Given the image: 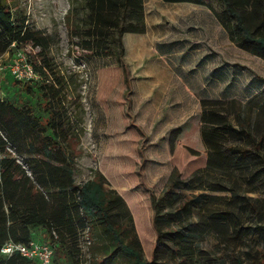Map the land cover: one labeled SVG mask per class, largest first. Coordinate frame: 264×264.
<instances>
[{"label": "trees", "instance_id": "obj_1", "mask_svg": "<svg viewBox=\"0 0 264 264\" xmlns=\"http://www.w3.org/2000/svg\"><path fill=\"white\" fill-rule=\"evenodd\" d=\"M90 3L92 25L86 30L89 37L85 38V48L117 58L114 68H101L99 94H108L122 79L117 102L127 128L132 130L130 143L135 149V160L143 164L146 133L132 111L133 76L124 59L122 41L126 32L144 31L142 0ZM223 3L225 16L217 17L230 42L264 60V0ZM0 29L7 44L38 45L45 39L40 32L31 30L24 17L15 18L6 0H0ZM108 34L112 35L107 37ZM30 63L39 77L40 108L26 100L15 102L0 97V264H38L17 250L7 255L1 251L7 242L28 245L30 229L34 227L47 230L53 251L55 248L67 264H80L76 241L79 229L86 227L103 254L97 257V249L92 251L90 264H116L119 251L133 257L135 264H166L176 259L185 264L195 252L190 246L184 247V237L203 234L209 225L202 215L198 221L188 219L191 205L204 209V199H211L204 191L232 192L226 207L209 215L227 229L236 208L247 205L256 210L239 191L243 184L264 178V87L244 102L224 98L221 91L214 97L200 91L194 112L164 131L171 171L163 194L156 196L148 188L155 240L150 259L143 261L129 242L136 239L131 234L133 217L127 218L129 227L113 219L122 203L117 191L105 190L102 175L82 184L74 180L73 144L84 133V109L77 91L83 79L81 72L61 68L43 52L36 62ZM205 77L211 79L209 74ZM218 82L224 92V82ZM105 86L107 90H103ZM133 174L141 177L139 169ZM192 192L197 195L194 197ZM195 198H202L200 204L190 203ZM239 198L244 202H238ZM175 220L184 226L174 229ZM66 241L72 244L70 248L65 246ZM258 264H264V256Z\"/></svg>", "mask_w": 264, "mask_h": 264}, {"label": "rangeland", "instance_id": "obj_2", "mask_svg": "<svg viewBox=\"0 0 264 264\" xmlns=\"http://www.w3.org/2000/svg\"><path fill=\"white\" fill-rule=\"evenodd\" d=\"M90 1L6 0L15 18L24 17L31 30L40 32L45 39L38 45L7 44V38L0 29V97L15 102L26 100L40 108L42 99L38 91L39 77L36 75L28 80L24 76L22 80H17L12 67L16 61L21 65L25 62L29 63V60L36 62L41 52L47 53L61 68L81 72L83 79L77 91L81 96L84 109V133L80 140L73 144L75 183L82 184L94 177L103 176L105 190H116L122 198V203L115 210L113 219L129 227L127 218L130 215L133 217L135 226L131 234L136 239L129 242L136 248L140 258L148 261L155 240V232L150 223L151 204L148 188H152L156 196L163 194L171 171L167 146L163 140L169 120L153 122L150 114L142 116L136 113L138 105L134 108L133 104L134 92L137 93L136 77L132 68L139 59L124 52V59L133 76L132 111L135 113L136 122L146 133L145 162L143 164L137 162L135 149L130 143L132 130L127 128L117 102L122 79L118 80L117 85L108 94L105 92L99 94L100 70L103 67L114 68L117 58L113 55H98L85 48L87 45L85 38L89 37L86 30L92 25ZM111 35L108 34L107 37ZM222 44L219 56L216 53H210V57L204 60L205 66H210L208 74L211 76L209 80L204 78V89L198 87L199 84H196V76H194L200 69L201 59L186 57L184 49L179 53L178 58H165L182 81L178 80L177 86L173 87L172 91L164 92L161 101H167L173 105L180 102L189 104V117L195 110L197 98L201 96L200 91L208 97L219 96L218 93L221 91L224 95L220 96L224 98L233 97L244 102L264 87V79H262L264 60L242 50L239 51L228 37ZM179 45L184 48L185 44ZM148 61L144 60L143 67ZM136 67L140 68V65ZM218 81L224 82V92ZM103 90H107V86ZM177 94L183 95V99L177 97ZM144 102L147 100L139 104ZM162 117H169V113H164ZM9 150L12 152L10 148ZM10 154L15 156L13 152ZM137 169L141 173L140 178L133 174V171ZM173 192L190 193L184 190H173ZM203 193L211 196V199H204V209L191 205L188 219L198 221L202 215L204 222H209V225L203 234H190L184 237L186 238L184 247L190 246L195 252L194 258L186 261L185 264H258L260 258L264 256V178L242 185L239 193L250 199L256 210L247 205L236 208L228 229L222 222L209 218V215H212L213 211L223 210L229 203L232 192L204 191ZM192 194L195 197L197 192ZM201 201L202 198H195L191 199L190 203L200 204ZM237 201L244 202L240 198ZM230 206L233 210L234 204ZM209 208H211L210 211H208ZM182 226L184 224L178 223L177 220L172 224L176 230ZM30 233V242L52 246L49 234L44 228H31ZM76 242L80 264H90L91 253L93 254L92 251L96 249L97 257L103 255L100 244L91 237V231L87 227L83 230L79 229ZM65 246L70 248L72 244L66 241ZM4 254L7 255V253ZM116 256V264H135L133 257L123 251H119ZM178 260H170L166 264H181L182 262ZM50 264H67L55 248L53 251V247Z\"/></svg>", "mask_w": 264, "mask_h": 264}, {"label": "crops", "instance_id": "obj_3", "mask_svg": "<svg viewBox=\"0 0 264 264\" xmlns=\"http://www.w3.org/2000/svg\"><path fill=\"white\" fill-rule=\"evenodd\" d=\"M142 7L144 31L126 32L122 36L124 52L139 59L132 68L137 89V93L134 92L133 104L134 108L138 105L136 113L142 116L150 114L153 122L169 120L166 130L183 122L189 115L190 106L184 102L173 105L161 101L163 93L172 91L178 80H181L165 58H178L184 49L186 57L201 59L200 69L194 76L198 87L204 89V76L210 70L209 65L204 66V60L210 57V53L219 56L222 43L228 37L226 29L217 17L225 16L224 3L223 0H142ZM131 23L135 24V21ZM181 43L185 44L184 48L179 45ZM145 59L149 61L143 67ZM139 65L140 68H137ZM192 80L193 78V86ZM177 97L183 99L181 94H177ZM143 100L147 102L139 104ZM164 113H169V117L163 118Z\"/></svg>", "mask_w": 264, "mask_h": 264}, {"label": "built area", "instance_id": "obj_4", "mask_svg": "<svg viewBox=\"0 0 264 264\" xmlns=\"http://www.w3.org/2000/svg\"><path fill=\"white\" fill-rule=\"evenodd\" d=\"M12 72L14 73V76L17 80H22L24 76H26L27 79L30 80L31 77L36 76L30 62H25L21 65L18 61H16L15 65L12 67ZM53 234L55 235L54 231ZM14 250H17L20 255L27 260H35L38 264H50L52 246H50L49 244H36L30 242V244L26 245L23 243L7 242L1 249L3 253L7 254H11Z\"/></svg>", "mask_w": 264, "mask_h": 264}]
</instances>
